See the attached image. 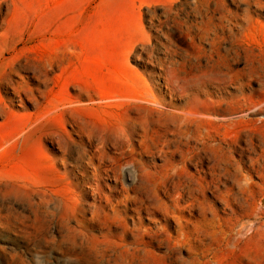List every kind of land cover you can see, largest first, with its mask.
Wrapping results in <instances>:
<instances>
[{"label": "rangeland", "instance_id": "rangeland-1", "mask_svg": "<svg viewBox=\"0 0 264 264\" xmlns=\"http://www.w3.org/2000/svg\"><path fill=\"white\" fill-rule=\"evenodd\" d=\"M0 13V264H264L261 195L254 217L242 219L243 234L184 207L176 212L178 230L163 213L169 198L156 171L163 155L134 143L135 166L147 170L144 196L159 198L154 208L147 200L123 201L135 194L124 190L130 181L107 171L94 176L98 161L87 159L96 143L89 135L118 136L133 117L163 118L182 106L181 96L192 95L217 108L219 114L209 110L205 117L227 118L207 125L227 138L212 153L241 161L240 174L259 192L264 0H6ZM212 52L215 62L202 68ZM139 91L150 94L151 107L116 102ZM244 97L250 110L240 107ZM70 98L73 107H66ZM169 156L178 162V154ZM224 185L222 179L221 191ZM205 197L224 217L212 192Z\"/></svg>", "mask_w": 264, "mask_h": 264}, {"label": "bare ground", "instance_id": "bare-ground-1", "mask_svg": "<svg viewBox=\"0 0 264 264\" xmlns=\"http://www.w3.org/2000/svg\"><path fill=\"white\" fill-rule=\"evenodd\" d=\"M5 3L6 0H0V7ZM228 20L230 25L229 39H227L229 44L228 72L231 73L228 75L227 80L232 82L234 77L232 62H230L234 60V55L232 56L234 54L232 48L233 34L231 33L234 20L232 12H228ZM216 58L217 55L214 56L212 52V56L209 57L202 68L211 67ZM187 67L193 70H200V66L194 64L187 65ZM202 85L207 89L211 88V83L207 80ZM12 86L14 92L18 93L17 87L14 84ZM214 89L218 90L216 86H214ZM194 90L198 94L203 93L199 88H194ZM204 93L210 94L208 90L204 91ZM181 97L182 106L176 107L175 110L170 111L163 118L159 117L161 114L158 118H155L142 113V116L133 117L132 126L118 136L109 135L106 138H97L89 135L88 141H96V143L94 144L95 150L87 156V159H96L98 161V165L91 167L92 173L98 177L101 171H107L111 173L108 174L111 178L117 180L123 177L127 178L130 183L124 190L135 194L132 197L124 196L123 201L138 200L144 203L147 200L150 203L149 207L154 208V202H158L159 198L158 196L153 198H150V195L144 196L147 170L143 167L137 168L135 166V156L133 155L137 153V150H145L151 154L159 152L163 155L161 156L163 163L156 171L161 176V191L165 197L169 198V203L163 204V213L175 221L178 230H182L183 225L176 216V212L184 207L190 211L197 210L203 219L209 213L211 218L208 221L213 226L243 234L245 232L241 230L245 225H243L242 219L254 217L256 209L258 211L256 205L258 195H261L259 203L263 205L262 211L264 212V187L260 188L259 192L253 191L250 189L252 184L249 175L247 173L240 174L239 165L241 161L233 159L232 156H215L212 153L213 150H216L215 148L221 149L222 144H227V138L223 133L215 129L212 130L207 125L214 122L227 121V118L218 116L221 117L218 121L207 118L204 113L210 110L212 113L219 114L216 112L217 108H205V101H201L192 95ZM175 99L178 98L176 97ZM243 100L244 102L240 107L243 110H250V100L246 97ZM149 101H152V98L149 93L144 91L135 92L123 98L118 97L116 100L117 103L130 102L146 108L151 107V104H148ZM72 102L73 99L70 98L66 107H73ZM216 102L214 101L215 104ZM234 102L235 96L229 95L228 103L230 106ZM217 104L219 105L220 102ZM156 111L161 112L159 109H156ZM258 111H264V105L259 107ZM169 126L173 129H169ZM133 136L139 139L133 140ZM170 136L175 138H169ZM148 140H150V143H148ZM134 143L137 146V150L134 147ZM107 146L114 149V151H106ZM231 147L232 145L228 146L229 149ZM174 154L179 155L177 163L173 162L174 156H169ZM251 161L252 167L255 166L257 160L253 159ZM204 162L206 166L203 165ZM124 165H130V167L123 168ZM187 166H192L194 171L188 172ZM257 166L260 169L263 168L258 164ZM222 179L225 181L223 191L219 189ZM207 191L212 192L214 201L221 203L223 205L222 209L227 211L224 217L217 216L218 211L214 207V202L208 201L205 197ZM237 228L239 229L237 230ZM144 244L147 245L148 243Z\"/></svg>", "mask_w": 264, "mask_h": 264}]
</instances>
